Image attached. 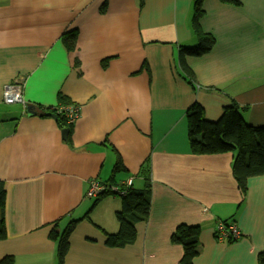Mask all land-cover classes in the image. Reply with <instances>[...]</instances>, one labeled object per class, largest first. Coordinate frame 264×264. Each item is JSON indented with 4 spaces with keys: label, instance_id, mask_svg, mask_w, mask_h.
Wrapping results in <instances>:
<instances>
[{
    "label": "crops",
    "instance_id": "0c3cea01",
    "mask_svg": "<svg viewBox=\"0 0 264 264\" xmlns=\"http://www.w3.org/2000/svg\"><path fill=\"white\" fill-rule=\"evenodd\" d=\"M194 1L0 0V180L8 232L0 260L57 264L50 231L79 220L64 264H180L183 247L171 241L180 224L201 227L202 252L193 264H259L264 175L250 177L243 195L233 152L191 151L186 110L198 103L217 121L237 104L249 125L264 126V0H204L201 27L216 44L187 59L191 84L179 51L198 43ZM73 30L70 51L63 36ZM16 77L24 79L34 114L4 102L3 88ZM60 93L80 108L70 140L55 117L38 111L58 105ZM116 152L125 171L114 174ZM129 178L135 189L151 182L150 215L136 223L134 243L109 246L122 200L86 193L94 179L122 186ZM220 221L236 224L241 235L218 239Z\"/></svg>",
    "mask_w": 264,
    "mask_h": 264
},
{
    "label": "trees",
    "instance_id": "16d2710c",
    "mask_svg": "<svg viewBox=\"0 0 264 264\" xmlns=\"http://www.w3.org/2000/svg\"><path fill=\"white\" fill-rule=\"evenodd\" d=\"M225 3L238 5L237 0H221ZM204 0H195L191 18L192 29L198 39L193 47L181 46L179 51V64L184 78L193 83L195 72L188 65L189 57H201L209 53L216 44V38L205 33L201 27L204 15ZM143 4V1H141ZM78 31L73 30L64 34L63 41L70 51L76 48ZM59 103L52 108H38L41 116L55 115L61 129L70 128L69 140L74 123H69L64 111L59 112L63 106L72 103L62 93L58 95ZM188 137L190 149L194 154H218L233 152L235 154L232 164L234 177L243 195L247 192V183L250 177L264 175V126L249 125L243 118L241 108L237 104L227 106L217 121L206 118L204 109L198 103L192 104L187 110ZM114 174L125 171L120 155L116 152ZM6 198L5 182L0 180V240L8 236L6 226ZM102 197L96 199L100 200ZM152 199L151 182L146 181L141 189L130 188L125 196H121L122 206L116 213L119 228L116 233H107V245L123 247L134 243L137 237L136 223L147 221L150 215ZM79 220L71 221L63 231L53 228L50 237L58 242L57 264H64L69 249V238ZM104 231V230H103ZM201 227L199 225L180 224L171 235V241L183 247L180 264H193L194 259L202 252L200 242ZM228 241H233L229 237ZM258 263L264 264V251L258 255ZM0 264H15L13 256H6Z\"/></svg>",
    "mask_w": 264,
    "mask_h": 264
},
{
    "label": "built area",
    "instance_id": "2783aa9c",
    "mask_svg": "<svg viewBox=\"0 0 264 264\" xmlns=\"http://www.w3.org/2000/svg\"><path fill=\"white\" fill-rule=\"evenodd\" d=\"M3 99L7 104L21 103L25 108L27 102L24 96V79L16 77L6 84L3 88ZM64 111L69 123H75L80 115V108L76 104L63 106L59 112ZM133 185V179L129 178L122 186L111 181H101L94 179L90 182L86 196L89 198H100L108 194L125 196ZM240 230L234 223L219 222L216 230V237L220 240H227L229 237L238 238Z\"/></svg>",
    "mask_w": 264,
    "mask_h": 264
},
{
    "label": "water",
    "instance_id": "95a60500",
    "mask_svg": "<svg viewBox=\"0 0 264 264\" xmlns=\"http://www.w3.org/2000/svg\"><path fill=\"white\" fill-rule=\"evenodd\" d=\"M26 113L27 114H34V112H33V106H27V108H26ZM49 116H53V117H55V115L54 114H52V113H49ZM70 132V128H65V129H62V135H63V138L64 139H67V137H68V133Z\"/></svg>",
    "mask_w": 264,
    "mask_h": 264
},
{
    "label": "rangeland",
    "instance_id": "374dc122",
    "mask_svg": "<svg viewBox=\"0 0 264 264\" xmlns=\"http://www.w3.org/2000/svg\"><path fill=\"white\" fill-rule=\"evenodd\" d=\"M119 198L121 199V197H120V196H119ZM220 222H222V221H220ZM60 229H62V230H63V226H61V227H60Z\"/></svg>",
    "mask_w": 264,
    "mask_h": 264
}]
</instances>
